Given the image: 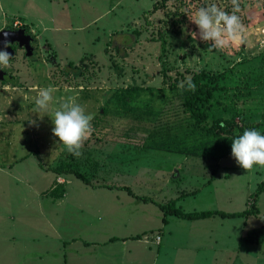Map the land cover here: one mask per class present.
<instances>
[{
    "label": "rangeland",
    "instance_id": "374dc122",
    "mask_svg": "<svg viewBox=\"0 0 264 264\" xmlns=\"http://www.w3.org/2000/svg\"><path fill=\"white\" fill-rule=\"evenodd\" d=\"M16 22L36 42L0 54V264H264V242L241 243L264 193L258 216L167 226L156 205L104 187L185 212L250 207L264 137L207 135L184 97L193 72L215 75L201 125L264 129V0H0V31ZM64 162L91 185L58 176Z\"/></svg>",
    "mask_w": 264,
    "mask_h": 264
},
{
    "label": "trees",
    "instance_id": "16d2710c",
    "mask_svg": "<svg viewBox=\"0 0 264 264\" xmlns=\"http://www.w3.org/2000/svg\"><path fill=\"white\" fill-rule=\"evenodd\" d=\"M211 80L214 82L217 80L215 75L212 77L204 71L193 72L192 78L187 82L185 87L187 94L184 97V106L187 111L191 113L192 117L196 119L195 126L199 127L207 135H212L214 137H220L222 134H235L236 130H239L236 137L240 140H246L248 137H264V129L261 130V127L255 124L248 125L247 127H240L236 124L234 119H218L214 121L213 126L203 127L201 124L203 121L207 120L209 115L206 114V111L203 108L209 101L213 98V89L214 87L204 80ZM166 81V80H165ZM164 81V82H165ZM176 83H173V87H176ZM53 171L58 175H68L75 174L79 179H82L84 183L91 185L90 180L85 174H82L78 170L69 166L68 163L64 162L57 168H54ZM107 188H118L121 190L127 191L134 198H137L145 203L154 202L152 198L143 197L136 195L130 187L120 186L116 187L114 185H105ZM264 193V182H262L257 189L255 195L251 199V204L248 209L239 213H228L220 210H206V211H195V212H185L181 208L177 207L176 200H171L167 204H157L160 209L163 211V224H169V218L171 216L179 217L184 220H204L209 219L215 216H220L224 219L226 218H249L252 215L258 216L260 210L258 207V197ZM194 194V193H193ZM64 185L58 182L54 184L50 196L55 197L56 199L63 198ZM182 196H187L182 194ZM264 242V217L262 218V224L259 228L250 230L245 237L241 239V243H263Z\"/></svg>",
    "mask_w": 264,
    "mask_h": 264
},
{
    "label": "water",
    "instance_id": "95a60500",
    "mask_svg": "<svg viewBox=\"0 0 264 264\" xmlns=\"http://www.w3.org/2000/svg\"><path fill=\"white\" fill-rule=\"evenodd\" d=\"M25 29L19 30H8L3 29L0 31V54L4 55L5 58H11L15 55L14 51L9 44L18 43L20 48H25L28 56L33 55L34 48L32 47L31 35L25 34ZM7 78V72L0 68V82L5 81ZM70 123L75 125L78 123V118L71 111L68 112Z\"/></svg>",
    "mask_w": 264,
    "mask_h": 264
},
{
    "label": "crops",
    "instance_id": "0c3cea01",
    "mask_svg": "<svg viewBox=\"0 0 264 264\" xmlns=\"http://www.w3.org/2000/svg\"><path fill=\"white\" fill-rule=\"evenodd\" d=\"M105 188H107V187H105ZM132 189V188H131ZM109 190H111V191H117L118 193H119V191H121V193H123V191L124 192H127V191H125V190H121V189H118V188H114V189H111V188H109ZM132 191H133V189H132ZM134 192V191H133ZM127 194H129L128 192H127ZM137 195V194H136ZM138 196H143V197H148V198H152L153 199V197H150V196H147V195H138ZM133 197V196H132ZM62 199H64V198H62ZM137 199V198H136ZM178 199V198H177ZM139 200V199H138ZM176 200V199H175ZM179 200V199H178ZM141 201V200H140ZM153 201L154 202H152V203H145V202H143V203H145V204H154V205H156L159 209H160V207L157 205V204H160V203H157L154 199H153ZM110 206V205H109ZM106 215H108V214H105V216ZM145 216V215H144ZM107 217V216H106ZM210 219V218H209ZM204 220H206V219H204ZM91 224V223H90ZM89 224V225H90ZM171 224V221L169 220V224L168 225H170ZM141 225H143V226H147L146 225V223L145 222H142L141 223ZM167 225V226H168ZM92 226H93V224H92ZM124 230V229H123ZM127 230V229H126ZM124 233H128V232H124ZM101 234V232L100 233H97V232H95V231H93V232H91V233H88V235H90V236H94L93 238H89L88 237V235L85 237V238H82L81 236H79V239H83V241L84 242H88L89 243V241H95L96 239H95V236L97 235V236H99ZM119 234V233H118ZM105 238H106V243L109 241L108 240V237H107V235L106 236H104ZM161 237V236H160ZM122 239H119V240H114V243H117V241L119 242V241H121V244H122V246H126L125 248H123V250H122V253H129V251L126 249L127 248V245L129 244V240L128 239H126L125 237L123 238V237H121ZM78 239V240H79ZM80 240V241H81ZM75 241H77V240H75ZM97 241V240H96ZM100 241H102V240H100ZM138 241H141V240H139L138 239ZM109 242H112V241H109ZM157 242V241H156ZM158 243V242H157ZM156 243V244H157ZM144 244H146V243H144ZM160 244H162V237H161V240H160V242H159V244L158 245H160ZM112 246H114V245H112ZM147 250V251H146ZM146 252H150V248L149 247H146ZM154 254V253H153ZM160 254H161V252L159 251L158 253H156V259H158L159 258V256H160ZM156 262L154 261V264H155ZM158 264V263H157Z\"/></svg>",
    "mask_w": 264,
    "mask_h": 264
},
{
    "label": "flooded vegetation",
    "instance_id": "af4514ba",
    "mask_svg": "<svg viewBox=\"0 0 264 264\" xmlns=\"http://www.w3.org/2000/svg\"><path fill=\"white\" fill-rule=\"evenodd\" d=\"M6 29H8V30H19V29H25L26 30V35H31L32 36V40H31V44H32V47L34 46V42H36V38L31 34V32H29L26 28H24V27H17V28H15V27H9V28H6ZM9 47H11L12 48V50L14 51V53L16 54V49L19 47L20 48V46H19V44L18 43H15V44H9ZM34 48V47H33ZM24 50H25V48H24ZM25 53H27L26 52V50H25ZM2 55V54H1ZM4 56V55H3ZM15 56V55H14ZM7 59V58H6ZM1 68V67H0ZM1 69H3V68H1ZM4 70V69H3ZM6 71V70H5ZM7 72V78H9L10 79V77H9V73H8V71H6ZM6 78V79H7ZM9 79H7V80H9Z\"/></svg>",
    "mask_w": 264,
    "mask_h": 264
},
{
    "label": "built area",
    "instance_id": "2783aa9c",
    "mask_svg": "<svg viewBox=\"0 0 264 264\" xmlns=\"http://www.w3.org/2000/svg\"><path fill=\"white\" fill-rule=\"evenodd\" d=\"M19 24H20V22H16L15 25H14V27H15V28L19 27V26H20ZM58 182H59V181H58ZM160 240H161V237H160V236H157V237H156V241L159 243Z\"/></svg>",
    "mask_w": 264,
    "mask_h": 264
}]
</instances>
